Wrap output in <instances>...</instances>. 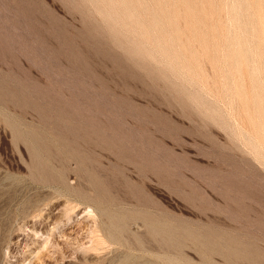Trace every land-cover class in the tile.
Returning a JSON list of instances; mask_svg holds the SVG:
<instances>
[{
  "label": "rangeland",
  "instance_id": "obj_1",
  "mask_svg": "<svg viewBox=\"0 0 264 264\" xmlns=\"http://www.w3.org/2000/svg\"><path fill=\"white\" fill-rule=\"evenodd\" d=\"M0 80V264H264V0H0ZM15 118L72 142L81 172L51 158L45 182L33 176ZM151 221L215 251L168 244Z\"/></svg>",
  "mask_w": 264,
  "mask_h": 264
},
{
  "label": "bare ground",
  "instance_id": "obj_2",
  "mask_svg": "<svg viewBox=\"0 0 264 264\" xmlns=\"http://www.w3.org/2000/svg\"><path fill=\"white\" fill-rule=\"evenodd\" d=\"M114 1V0H113ZM112 2V1H111ZM116 9V8H115ZM115 14H116V12H115ZM120 14V13H119ZM118 14V15H119ZM123 14H125V13H123ZM120 15H122V14H120ZM110 16V15H109ZM116 16V15H115ZM111 17V16H110ZM114 17V16H113ZM109 18V17H108ZM115 19V18H114ZM113 19V21H115ZM119 20V19H118ZM112 21V22H113ZM111 22V21H110ZM117 23V22H116ZM118 25V24H117ZM122 27V26H121ZM115 28V27H114ZM116 28H117V26H116ZM120 28V27H119ZM123 28V27H122ZM128 31V30H127ZM126 33V32H125ZM127 34V33H126ZM144 35H143V39H144ZM116 38V37H115ZM140 38V37H139ZM141 40V39H140ZM145 40H146V38H145ZM144 40V41H145ZM137 42V41H136ZM140 42V41H139ZM142 43H143V41H141ZM124 43V42H123ZM135 43V42H134ZM141 43V44H142ZM128 44V43H127ZM132 44V47H133V43H131ZM138 43H136L135 45H137ZM145 44V43H144ZM134 45V46H135ZM140 45V44H139ZM138 45V46H139ZM143 46V45H142ZM145 46H148V45H144L143 47H145ZM155 46V45H154ZM157 46V45H156ZM131 47V48H132ZM151 47V46H150ZM135 48V47H134ZM136 49V48H135ZM134 49V52H136L137 51V49H139V50H143V48L142 49H140L139 47L135 50ZM149 49H151V48H149ZM145 50V49H144ZM143 50V51H144ZM153 49H151V51H152ZM150 50H148V52H149ZM150 51V53H154V52H156L155 50H153V52H151ZM130 52H132V51H130ZM147 51H145V52H143V54H145ZM142 53V52H141ZM133 54V53H132ZM139 54V53H138ZM143 54H140V55H143ZM147 54V53H146ZM135 55H136V53H135ZM148 55H150V54H148ZM150 57V56H149ZM5 80V79H4ZM1 81V80H0ZM6 83V82H5ZM4 83V84H5ZM3 84V83H2ZM13 90V89H12ZM11 90V91H12ZM14 91V90H13ZM15 92V91H14ZM18 94V93H17ZM9 95V94H8ZM15 95V94H14ZM6 97V96H5ZM9 97H10V95H9ZM14 99H16L15 97H13ZM19 98V97H18ZM21 98V97H20ZM24 98V97H23ZM22 98V99H23ZM21 99V100H22ZM27 99V98H26ZM14 101V100H13ZM24 101V100H23ZM22 101V102H23ZM29 101V100H28ZM27 101V102H28ZM58 101V100H57ZM60 101V100H59ZM19 102V101H18ZM17 102V103H18ZM21 102V101H20ZM24 102H26V101H24ZM26 102V103H27ZM30 102H28L27 104H29ZM32 103V102H31ZM13 104V103H12ZM26 104V105H27ZM32 104H34V103H32ZM21 106L23 105V104H20ZM31 105V104H30ZM36 105H38V104H36ZM16 106V105H15ZM25 106V105H24ZM33 106V105H32ZM18 107H20L19 105H18ZM35 107V106H34ZM39 107H42V106H39ZM38 107V108H39ZM44 107H46L45 105H44ZM49 107H51V106H49ZM63 107V106H62ZM21 108H23V107H21ZM20 108V109H21ZM25 108V107H24ZM26 108H28V107H26ZM32 108V107H31ZM43 108V107H42ZM67 108H68V106H67ZM46 109V108H45ZM59 109V108H58ZM19 109H17V111H18ZM23 110V109H22ZM35 110V109H34ZM33 110V111H34ZM38 110V109H37ZM37 110H35L36 112H37ZM41 110V109H40ZM44 110V109H43ZM50 110H52V109H50ZM61 110V109H60ZM21 111V110H20ZM24 111V110H23ZM34 111V112H35ZM39 111V110H38ZM68 111V110H67ZM75 111V110H74ZM48 112V111H47ZM52 112H53V115L55 114L54 112L55 111H51V114H52ZM63 112V111H62ZM80 112V111H79ZM78 112V113H79ZM46 113V112H45ZM44 113V114H45ZM65 113V112H64ZM77 112H75V114H76ZM21 114V113H20ZM43 114V113H42ZM57 114V113H56ZM71 114V113H70ZM80 114V113H79ZM36 115V114H35ZM46 115H48V113L46 114ZM62 116H63V113L61 114ZM71 115H73V114H71ZM70 115V116H71ZM57 116H59V114L57 115ZM11 117V116H10ZM39 117H41V116H39ZM45 117H47V116H45ZM67 117H68V114H67ZM66 117V118H67ZM71 117H73V116H71ZM75 117V116H74ZM37 118V117H36ZM35 118V119H36ZM42 120H44V117H43V115H42ZM48 118H49V115H48ZM50 118H52V116L50 115ZM53 118H56V117H53ZM53 118H52V120H53ZM94 118V117H93ZM16 119V118H15ZM58 119H60V118H58ZM62 119H63V117H62ZM78 119H80V118H78ZM37 120V119H36ZM41 120V121H42ZM45 120H47L46 118H45ZM49 120V123H52L53 124V122L56 120H54L53 122H50V119H48ZM65 120V119H64ZM67 120V119H66ZM73 120H76V119H73ZM96 120V119H95ZM4 121V120H3ZM23 121V120H22ZM22 121H17V119H16V122L15 121H7V123H6V125L8 126V128H9V130H10V134H11V136H12V138L14 139V140H23V141H25L26 142V144H27V150H28V152H29V156H30V173L33 175V176H35L37 179H39L40 181H42L43 183L45 182V174L48 172V162L45 160V159H47V160H49V159H51V158H56V160H65V159H70V160H72V162H74L75 164H76V166H77V169H78V171L83 167L82 166V164H84V163H82V157H81V155H78V153H74V152H72V149H71V146L73 147L74 145H72V142L68 145L66 142H64V141H61V140H63V139H61V140H59V141H57V143L56 144H53V143H55L54 141H55V139L57 138V137H59L60 138V136H56V131L54 132V133H56L55 134V136H54V133H53V137H55V139H54V141H53V138L52 137H50V136H48V134H49V132L48 133H46L47 131H48V129H51L49 126L50 125H47L48 126V128L46 127V131H45V126L44 127H42L41 126V124L40 125H33V124H30V123H25V122H22ZM38 121H40L39 119H38ZM60 120H58L57 122H59ZM69 121V120H68ZM42 122H44V121H42ZM45 122H48V121H45ZM56 122V121H55ZM62 122V121H61ZM72 122V121H71ZM74 122V121H73ZM78 122H79V120H78ZM81 122H82V119H81ZM80 122V123H81ZM86 122V121H85ZM84 122V123H85ZM95 122H97V121H95ZM35 123V122H34ZM39 123H41V122H38V124ZM67 124L68 123H70V122H66ZM65 123V124H66ZM80 123H78V124H80ZM83 123V122H82ZM81 123V124H82ZM83 123V124H84ZM48 124V123H47ZM51 124V125H52ZM60 124V123H59ZM76 124V125H75ZM80 124V125H81ZM82 124V125H83ZM87 124V123H86ZM86 124H84V125H86ZM73 125L74 126H78L77 125V122L76 123H73ZM84 125L82 126V127H84ZM94 125H95V127H96V124L94 123ZM94 125H92V126H94ZM98 125V124H97ZM102 125V124H101ZM53 126V125H52ZM54 126H56V125H54ZM61 126V125H60ZM64 126H66V125H64ZM91 126V127H92ZM59 127V125L58 126H56V128H58ZM71 127V126H70ZM73 127V126H72ZM80 127V126H79ZM86 127V126H85ZM102 127V126H101ZM54 128V127H53ZM62 128H63V126H62ZM66 128V127H65ZM67 128H68V126H67ZM73 128H75V127H73ZM73 128H71L70 129V131L73 129ZM59 129V128H58ZM64 129V128H63ZM63 129H62V131H63ZM77 129H80V128H77ZM95 129V128H94ZM99 129V128H98ZM100 129H102V128H100ZM132 129V128H131ZM52 130V129H51ZM57 130V129H56ZM61 130V129H60ZM60 130H58V131H60ZM83 130V129H82ZM85 130V129H84ZM92 130V129H91ZM50 131V130H49ZM61 131V132H62ZM75 131V130H74ZM79 131V130H78ZM89 131V130H88ZM95 131V130H94ZM99 131V130H98ZM51 132V131H50ZM87 132V131H86ZM86 132H85V134H86ZM90 132V131H89ZM91 132H93V131H91ZM91 132H90V135H91ZM101 132H102V130H101ZM52 133V132H51ZM50 133V134H51ZM63 134H64V131L62 132ZM76 133V132H75ZM75 133H74V136H75ZM80 133V132H79ZM82 133V132H81ZM98 133V132H97ZM103 133V132H102ZM83 134V133H82ZM60 135V134H59ZM65 135H67V134H65ZM69 135V134H68ZM72 135H73V133H72ZM95 134L93 133V135L92 136H94ZM97 135H106V134H96L95 136H97ZM63 136L64 135H62V138H63ZM73 136V137H74ZM79 136H80V134H79ZM82 136L84 137L85 135H81V137H80V142L81 141H83L84 139L82 138ZM67 137V136H66ZM65 137V138H66ZM86 137H88L87 135H86ZM98 137V136H97ZM101 137V136H100ZM76 138V140H78L77 139V137H74V138H72V136H71V139H75ZM90 138V137H89ZM92 138H95V137H92ZM91 138V139H92ZM104 138V136H102V138H100V139H103ZM107 138V137H106ZM67 139H68V137H67ZM81 139H83V140H81ZM91 139H89L90 141H91ZM56 140H58V139H56ZM66 140V139H65ZM87 140V139H86ZM94 140V139H93ZM96 140V139H95ZM107 140V139H106ZM75 141V140H74ZM79 141H77V142H79ZM90 141H88L89 143H88V145H90V143L92 144V141L90 142ZM98 141V140H97ZM102 141V140H101ZM79 142V143H80ZM85 142V141H84ZM104 142V140L102 141V143ZM82 143V142H81ZM87 143V142H86ZM86 143H85V145H86ZM101 143V144H102ZM105 143V142H104ZM103 143V144H104ZM106 143H107V141H106ZM108 143H110V140H109V142ZM94 144V146L96 145L95 144V142L93 143ZM97 144H99V143H97ZM84 145V146H85ZM105 145V144H104ZM79 146H81L80 144H79ZM93 146V145H92ZM106 146V145H105ZM78 147V146H77ZM76 147V149H78ZM86 147V146H85ZM88 148H89V146H87ZM86 147V148H87ZM99 147V146H98ZM102 147H104V146H102ZM106 147H108V146H106ZM73 148H75V146L73 147ZM82 148V147H81ZM81 148H79L78 150H80L81 151ZM91 148V147H90ZM105 148V147H104ZM109 149H110V147H108ZM107 148V149H108ZM84 149V148H83ZM75 150V149H74ZM76 151V150H75ZM90 157V156H89ZM85 161V160H84ZM58 162V161H57ZM64 162V161H63ZM68 162V161H67ZM67 162H65L66 163V165H67ZM85 162H87V161H85ZM51 163H53V162H51ZM97 163V162H96ZM95 162H94V164H96ZM89 164V163H88ZM93 164V163H92ZM91 164V166H93ZM29 165V164H28ZM60 165V164H59ZM72 165V164H71ZM90 165V164H89ZM53 166H54V164H53ZM57 166V165H56ZM61 166V165H60ZM68 166V165H67ZM73 166V165H72ZM96 166V165H95ZM98 167L100 166L99 164L97 165ZM62 167V166H61ZM73 167H75V166H73ZM72 167V168H73ZM85 167V166H84ZM65 168V167H64ZM88 168V167H87ZM96 169H97V167H95ZM66 170H67V168H65ZM85 169V168H84ZM89 169V168H88ZM94 169V168H93ZM100 169V168H99ZM99 169H98V172H99ZM51 170H53V169H51L50 168V171ZM57 170H59V169H57ZM71 169H69V170H67V171H70ZM86 170V171H85ZM84 171H83V173H84V175H85V177L84 176H80V177H84V180L86 181V182H88L90 185H92V186H97V185H99L100 183L98 182L99 181V176H100V178H102L101 177V175H102V173H101V175H97L98 176V178H96L92 173H91V171L89 172L87 169H85ZM72 171V170H71ZM71 171H70V173H71ZM74 171V170H73ZM75 171H76V167H75ZM74 171V172H75ZM96 171V170H95ZM95 171H93V172H95ZM101 171L103 172V169L101 168ZM100 171V172H101ZM80 172H81V170H80ZM80 172H77V173H75V174H78V173H80ZM50 173V172H49ZM56 173V172H55ZM96 173V172H95ZM52 174H53V172H52ZM66 174V173H65ZM64 174V175H65ZM37 175V176H36ZM47 175V174H46ZM71 175H72V173H71ZM104 175V174H103ZM48 176V175H47ZM58 180H60V185H61V182H63V184H65L66 185V183H65V181H64V178H62L61 176H63L62 175V172H60L59 174H58ZM68 177H70L69 176V174H68ZM78 177V176H77ZM76 177V178H77ZM79 177V178H80ZM55 178V177H54ZM57 178V177H56ZM72 178V177H71ZM73 178H74V176H73ZM75 178V179H76ZM104 178H105V176H104ZM52 179V178H51ZM75 179H72V180H75ZM68 180V179H67ZM49 181V183L52 181V180H48ZM69 181V180H68ZM80 181H81V178H80ZM53 182V181H52ZM56 182V181H55ZM102 183H104L105 181H101ZM43 183H42V185H43ZM54 183V182H53ZM53 183H51V184H53ZM70 183V182H69ZM79 183V182H78ZM77 183V184H78ZM80 183H82V181L80 182ZM79 183V184H80ZM85 183V182H84ZM83 183V184H84ZM99 183V184H98ZM38 184H40V183H38ZM55 184V183H54ZM58 184V183H57ZM73 184V183H72ZM75 184H76V181H75ZM74 184V185H75ZM87 184V183H86ZM86 184H84V185H86ZM41 185V184H40ZM41 185V186H42ZM81 185V184H80ZM88 185V184H87ZM105 186H106V183L104 184ZM103 185V186H104ZM40 186V187H41ZM50 187H51V185H49ZM48 186V187H49ZM71 186V185H70ZM47 187V186H46ZM58 187V186H57ZM73 187H75V186H73ZM83 187V186H82ZM86 187V186H85ZM54 188V187H53ZM59 189H60V187H58ZM89 188V187H88ZM98 188V187H97ZM96 188V189H97ZM106 188H107V186H106ZM105 188V189H106ZM45 189V188H44ZM76 189V188H75ZM61 190H63V188L61 189ZM69 190V189H68ZM71 190H72V188H71ZM82 190V189H81ZM88 190V189H87ZM91 191H92V189H90ZM95 190V189H94ZM98 190V189H97ZM103 190V189H102ZM73 191V190H72ZM71 191V192H72ZM77 191H78V189H77ZM71 192H70V195H71ZM74 192V191H73ZM73 192H72V194H73ZM93 192V191H92ZM68 193V192H67ZM100 193V192H99ZM108 193V192H107ZM34 194V193H33ZM80 194H82V192L80 193ZM84 194V193H83ZM69 195V194H68ZM75 195V194H74ZM77 195H78V193H77ZM86 195V194H85ZM100 195H101V193H100ZM99 195V196H100ZM104 195H105V193H104ZM107 195V194H106ZM105 195V196H106ZM67 196V195H66ZM72 196V195H71ZM91 196H92V194H91ZM93 196H95V193L93 194ZM93 196H92V200H93ZM103 196V195H102ZM101 196V197H102ZM110 196V195H109ZM88 197V196H87ZM107 197H108V195H107ZM75 199V198H74ZM94 199H95V197H94ZM30 200H31V198H30ZM81 200H83V199H81ZM102 200L104 201L105 200V197L104 198H102ZM79 201V200H78ZM85 201V200H84ZM96 201H98L97 199H96ZM109 201H110V199H109ZM27 202V201H26ZM37 202V201H36ZM35 202V203H36ZM65 202V201H64ZM82 202V201H81ZM89 202V201H88ZM95 202V201H94ZM107 202V201H106ZM105 202V203H106ZM111 202V201H110ZM75 203V202H74ZM78 203H80V202H78ZM90 203H92V202H90ZM102 203V202H101ZM100 203V204H101ZM105 203H102L103 205L105 204ZM108 203V202H107ZM68 205V204H67ZM67 205H65V206H67ZM70 205V204H69ZM76 205V204H75ZM83 205H84V203H83ZM88 205V204H87ZM108 205V204H107ZM43 206V205H42ZM106 206V205H105ZM86 207V206H85ZM108 207V206H107ZM109 207H111V204H110V206ZM117 207H119L118 205H117ZM117 207H115V208H117ZM34 208V207H33ZM37 208V207H36ZM71 208V207H70ZM81 208V207H80ZM87 208H88V206H87ZM90 208V207H89ZM113 208H114V206H113ZM123 208V207H122ZM38 209V208H37ZM45 209V208H44ZM67 209V208H66ZM65 209V210H66ZM69 209V208H68ZM73 209V208H72ZM95 209V208H94ZM118 209V208H117ZM139 209V208H138ZM146 209V208H145ZM35 210V209H34ZM47 210V209H46ZM85 210V209H84ZM96 210V209H95ZM36 211V210H35ZM64 211V210H63ZM121 211V210H120ZM124 211V210H123ZM39 212V211H38ZM65 212H69V211H65ZM83 212V211H82ZM93 212V210H89L88 211V213L89 214H91ZM97 212V211H96ZM125 212V211H124ZM149 212V211H148ZM49 213V212H48ZM63 213V212H62ZM87 213V212H86ZM95 213V212H94ZM101 213L102 214H107L106 212H105V210H102L101 211ZM121 213H122V211H121ZM42 214V213H41ZM58 214H61V213H58ZM71 214V213H70ZM85 214V213H84ZM97 215H100V213H96ZM63 215H64V213H63ZM66 215V214H65ZM73 215V214H72ZM92 215V214H91ZM122 215H124V214H122ZM128 215V214H127ZM127 215H125L126 217H127ZM131 215V214H130ZM142 215V214H141ZM60 216V215H59ZM85 216V215H84ZM94 216H96V215H94ZM93 216V217H94ZM102 216V215H101ZM133 215H131V217H132ZM143 216V215H142ZM142 216H139V217H141L142 218ZM145 216V215H144ZM144 216H143V218H144ZM155 216V215H154ZM54 217V216H53ZM90 217V216H89ZM88 217V218H89ZM92 217V216H91ZM106 217H108L109 219H108V221L110 222V226L112 227V229L114 230V231H121L122 232V229H121V226H119V224H117V222H118V220L119 219H117L115 216H113V215H108V216H106ZM129 217V216H128ZM157 217V216H156ZM48 218V217H47ZM56 218H59L58 216L56 217ZM56 218H54V219H56ZM85 218V217H84ZM49 219V218H48ZM51 219V218H50ZM53 219V220H54ZM99 219V218H98ZM145 219V218H144ZM147 219V218H146ZM149 219V218H148ZM84 220V219H83ZM87 220V219H86ZM90 220V219H89ZM94 221H96L95 220V218L93 219ZM93 220H90V221H93ZM101 220H102V217H101ZM139 220H140V218H139ZM159 220V219H158ZM162 220V219H161ZM93 221V222H94ZM99 221V220H98ZM123 221V220H122ZM126 221V220H125ZM124 221V222H125ZM130 221V220H129ZM131 221H132V219H131ZM134 221V220H133ZM142 221V220H141ZM144 221V220H143ZM147 221V220H146ZM175 221V220H174ZM57 222V221H56ZM79 222V221H78ZM101 222V221H100ZM148 222V221H147ZM155 222H157V221H154V222H149L148 223V231L149 232H151L153 235H156V234H158V235H161V238H162V240H164V241H166V240H171V241H173L172 242V244H174L175 246L176 245H178L181 241H182V239H192V240H194V241H196V242H198V243H200L201 244V246H202V251H209V253H210V251H215V250H213V249H215L214 247V245H215V242L213 241V239L212 238H210V240H211V242H209V240L207 239V237H206V235L204 236V235H202V234H198V233H196V232H194V231H191L192 229H175V228H173V227H166V226H164V227H161V226H159L158 224H156ZM53 223H55V221L53 222ZM58 223V222H57ZM95 223H99V222H95ZM95 223H90L89 224V226L90 225H92V224H95ZM106 223H107V221H106ZM126 223H127V221H126ZM145 223V222H144ZM66 224V223H65ZM100 224V223H99ZM134 224V223H133ZM136 224H138V223H136ZM141 224V222L139 223V225ZM56 225V224H55ZM61 225V224H60ZM88 225V224H87ZM174 225V224H173ZM54 226V225H53ZM92 226H95V225H92ZM97 226V225H96ZM107 226V225H106ZM128 226H129V224H128ZM141 226V225H140ZM146 226V225H145ZM91 227V226H90ZM90 227H87L88 229H91ZM100 227V226H99ZM98 227V228H99ZM103 227V226H102ZM110 227V228H111ZM188 227V226H187ZM83 228V227H82ZM81 228V229H82ZM98 228H96V229H98ZM109 228V227H108ZM123 228V227H122ZM131 228H133V227H131ZM195 228V227H194ZM95 229V228H94ZM93 229V230H94ZM95 229V230H96ZM101 227H100V229H99V231L100 232H102L101 231ZM107 229V228H106ZM112 229H110V230H112ZM138 229V228H137ZM139 229H141V227L139 228ZM138 229V230H139ZM197 229V228H196ZM53 230V229H52ZM86 230V229H85ZM83 231L84 233L87 231ZM131 230V229H130ZM135 230H136V228H135ZM134 230V231H135ZM88 231H90V232H92L93 233V231H91V230H88ZM98 231V230H97ZM114 231H111V233L110 234H112V232H114ZM137 231V230H136ZM135 231V232H136ZM96 232V231H95ZM106 232V231H105ZM110 232V231H109ZM77 233V232H76ZM87 233H89V232H87ZM129 233V232H128ZM138 233V232H137ZM67 234V233H66ZM95 234V233H94ZM93 234V235H94ZM97 234V233H96ZM221 234V233H220ZM63 235V234H62ZM69 235V234H68ZM89 235V234H88ZM106 234H104V236H105ZM113 235V234H112ZM129 235V234H128ZM75 236V235H74ZM84 236H87L86 234H84ZM89 236H91V235H89ZM95 236V235H94ZM116 236V235H115ZM114 236V237H115ZM121 236V235H120ZM124 236V235H123ZM150 236V235H149ZM222 236V235H221ZM224 236V235H223ZM65 237H66V235H65ZM67 237H69V236H67ZM67 237H66V239H67ZM92 237V236H91ZM97 237H99V234H97ZM102 237V236H101ZM122 237V236H121ZM124 237H126V235L124 236ZM123 237V238H124ZM210 237H212V236H210ZM228 237H229V235H228ZM70 238H72L71 236H70ZM100 238V237H99ZM154 238V237H153ZM157 238V237H156ZM160 238V239H161ZM225 238V237H224ZM64 239V238H63ZM69 239V238H68ZM67 239V240H68ZM73 240L75 239V238H72ZM77 239H78V237H77ZM90 239V238H89ZM94 238H92V240H93ZM184 239V240H185ZM217 239V238H216ZM65 240V239H64ZM70 240V239H69ZM99 240H101V238L99 239ZM103 240H104V238H103ZM105 240H107L106 238H105ZM109 240V239H108ZM108 240L106 241V242H108ZM117 240V239H116ZM122 240V239H121ZM66 241V240H65ZM65 241H63V242H65ZM96 241H97V239H96ZM102 241V240H101ZM118 241H120V240H118ZM123 241V240H122ZM217 241V240H216ZM230 241V240H229ZM235 241V240H234ZM74 242H75V240H74ZM81 243H80V245L83 243L84 244V242H82V241H80ZM106 242L104 241V243L106 244ZM114 242V241H113ZM124 242V241H123ZM122 242V243H123ZM167 242V241H166ZM220 242V241H219ZM232 242V241H231ZM236 242V241H235ZM238 242V241H237ZM66 243V242H65ZM77 243H78V241H77ZM102 243V242H101ZM100 243V244H101ZM109 243V242H108ZM121 243V244H122ZM138 243H140V242H138ZM168 243V242H167ZM218 243V242H217ZM222 243H223V241H222ZM239 243V242H238ZM93 244H94V242H93ZM99 244V245H100ZM114 244H116V247H118L117 246V243H114ZM113 244V245H114ZM120 244V245H121ZM124 244V243H123ZM161 244H162V242H161ZM169 244V243H168ZM181 244V243H180ZM183 244V243H182ZM219 244V243H218ZM221 244V243H220ZM229 244V243H228ZM234 244V243H233ZM85 245V244H84ZM119 245V246H120ZM163 246H164V244H162ZM239 245V244H238ZM58 246V245H57ZM78 246V245H77ZM102 246H103V243H102ZM125 246V245H124ZM161 246V245H160ZM167 247H168V245H166ZM199 246V245H198ZM225 246V245H224ZM232 246V245H231ZM236 245H234V247H235ZM75 247V246H74ZM115 246H113V248H114ZM121 247V246H120ZM165 247V246H164ZM241 247V246H240ZM91 248V247H90ZM119 248V247H118ZM117 248V249H118ZM179 248V247H178ZM219 248V247H218ZM218 248H216V251H218V252H220L219 250H218ZM226 249H224L225 251H221V252H224L225 253V255H226V257H227V255H228V258L230 257H233V256H235V253L237 252L236 250L234 251V250H230L229 248H227V247H225ZM233 248V247H232ZM244 248V247H243ZM235 249V248H234ZM242 249V248H241ZM119 250V249H118ZM177 250V249H176ZM221 250H222V247H221ZM247 250V249H246ZM245 251V250H244ZM253 250H251V252H252ZM220 252V254H222V256H224L223 255V253H221ZM215 253V252H214ZM239 253V255H240V252H238ZM248 253V252H247ZM254 254H255V252H253ZM244 254V253H243ZM250 254V253H249ZM259 254V253H258ZM257 254V255H258ZM205 255V254H204ZM206 255L208 256V254L206 253ZM211 255V254H210ZM206 256V257H207ZM261 256H263V255H261ZM179 257V256H178ZM203 257V256H202ZM213 257V256H212ZM239 258V257H238ZM256 258V257H255ZM181 259V258H180ZM204 259H205V257H204ZM233 259H237L236 257L235 258H233ZM252 259H253V257H252ZM251 259V260H252ZM258 259V258H257ZM207 260H208V257H207ZM229 260H231L232 262H233V260L232 259H228V261ZM240 260H241V258H240ZM182 261V260H181ZM212 261V260H211ZM244 260H242V262H243ZM203 262V261H202ZM235 262V261H234ZM173 263V262H172ZM185 263V262H184ZM201 263V262H200ZM224 263V262H223ZM226 264H227V262H225ZM235 263H237V262H235ZM251 263V262H250ZM260 263V262H259ZM179 264V263H178ZM187 264V263H186ZM199 264V263H198ZM210 264V263H209ZM211 264H213L212 262H211ZM230 264H232V263H230ZM254 264V263H253ZM263 264V263H262Z\"/></svg>",
  "mask_w": 264,
  "mask_h": 264
}]
</instances>
